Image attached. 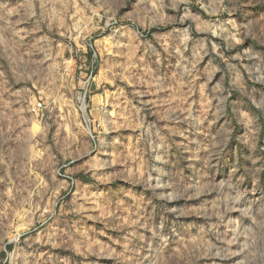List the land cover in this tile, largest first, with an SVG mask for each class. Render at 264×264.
Wrapping results in <instances>:
<instances>
[{"label":"clouds","instance_id":"clouds-1","mask_svg":"<svg viewBox=\"0 0 264 264\" xmlns=\"http://www.w3.org/2000/svg\"><path fill=\"white\" fill-rule=\"evenodd\" d=\"M0 264H264V0H0Z\"/></svg>","mask_w":264,"mask_h":264}]
</instances>
